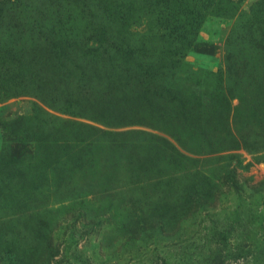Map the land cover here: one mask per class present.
Instances as JSON below:
<instances>
[{"label":"rangeland","instance_id":"obj_1","mask_svg":"<svg viewBox=\"0 0 264 264\" xmlns=\"http://www.w3.org/2000/svg\"><path fill=\"white\" fill-rule=\"evenodd\" d=\"M0 264H264V0H0Z\"/></svg>","mask_w":264,"mask_h":264},{"label":"trees","instance_id":"obj_2","mask_svg":"<svg viewBox=\"0 0 264 264\" xmlns=\"http://www.w3.org/2000/svg\"><path fill=\"white\" fill-rule=\"evenodd\" d=\"M104 35H107L106 34V31H102L101 32V37H103ZM191 46H193V41L191 42V41H187L185 44H184V46H182V47H177L176 48V50H174V51H176L177 53H181V52H183L184 51V49H189ZM130 46L128 45L127 47L126 46H122L121 44H115V45H112L110 48V52H119L121 55H123V56H128V55H133V54H135V50L134 49H132V48H129ZM156 49L154 50V51H165L166 53H169V51L168 50H172L171 48H169V47H167V45H165V47L164 46H162V45H156V47H155ZM178 49V50H177ZM139 51V50H138ZM151 51H153V50H151ZM149 53H150V49H149V51H148ZM147 53H144V55H146ZM165 143V142H164Z\"/></svg>","mask_w":264,"mask_h":264}]
</instances>
